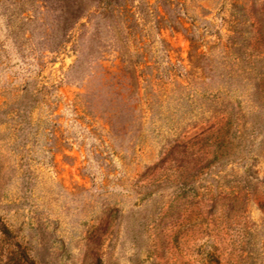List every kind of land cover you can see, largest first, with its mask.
<instances>
[{
  "label": "rangeland",
  "instance_id": "374dc122",
  "mask_svg": "<svg viewBox=\"0 0 264 264\" xmlns=\"http://www.w3.org/2000/svg\"><path fill=\"white\" fill-rule=\"evenodd\" d=\"M84 1L0 0V264H264V0Z\"/></svg>",
  "mask_w": 264,
  "mask_h": 264
},
{
  "label": "trees",
  "instance_id": "16d2710c",
  "mask_svg": "<svg viewBox=\"0 0 264 264\" xmlns=\"http://www.w3.org/2000/svg\"><path fill=\"white\" fill-rule=\"evenodd\" d=\"M42 3L45 8H48L49 4H58L54 10V26H51V38L53 41L52 49H56L65 41V36L68 34L69 30L73 25L82 17L87 16L89 13L86 9V2L84 0H38ZM103 5L101 6L103 10L110 11L114 13L115 9L112 7L113 0H101ZM100 3V0L97 2ZM42 6V7H43ZM99 7V6H98ZM50 8V7H49Z\"/></svg>",
  "mask_w": 264,
  "mask_h": 264
}]
</instances>
